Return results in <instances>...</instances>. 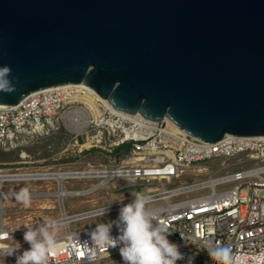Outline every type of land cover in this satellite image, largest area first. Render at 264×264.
<instances>
[{"label": "water", "instance_id": "95a60500", "mask_svg": "<svg viewBox=\"0 0 264 264\" xmlns=\"http://www.w3.org/2000/svg\"><path fill=\"white\" fill-rule=\"evenodd\" d=\"M2 65L0 104L83 82L205 142L264 134V0H0Z\"/></svg>", "mask_w": 264, "mask_h": 264}, {"label": "built area", "instance_id": "2783aa9c", "mask_svg": "<svg viewBox=\"0 0 264 264\" xmlns=\"http://www.w3.org/2000/svg\"><path fill=\"white\" fill-rule=\"evenodd\" d=\"M89 87L83 82L53 85L29 93L16 104H0V145L17 146L34 134L48 131L67 113L86 106L80 97L86 93L96 94V90ZM96 100L102 111V142L110 147L107 150L117 152L116 148L130 143L129 152H122L119 161L115 159L101 167L57 170L54 169L57 164L47 165L44 159L38 160L35 167H0V174L37 173L35 178L8 175L0 180V239L6 238V242L13 245L18 241L21 247L17 252H22L29 247L23 239L24 225L43 219L12 222L8 215L11 206L7 201L17 200L13 193L19 189L12 186L5 190L4 182L47 180L46 188L38 185L29 190L31 199L45 200L47 204L43 207L51 212L48 217L65 222L60 235H72L64 251L49 257V264H114V261L124 264L119 246L106 249L92 244L89 233L96 224L78 228H72L71 224L104 214L101 209L106 210L105 213L118 212L120 205L138 192L149 197L146 207L156 217L155 222L167 228L169 242L179 244L181 252L194 255V264H217L206 250L209 242L228 245L234 264H264V134L227 133L216 141L205 142L164 119L160 122L150 120L142 114L127 113ZM66 117L71 125L82 120L79 114L73 119L69 115ZM209 161L220 162L218 170L225 172L172 185L192 169H206L205 163ZM92 168L101 169L102 175L89 176L87 171ZM232 168L237 169L231 171ZM70 170L77 172L72 178L98 177L99 181L88 187L91 189L101 184L103 190L116 179L135 181L141 188L111 203L69 213L64 203L67 195L60 196L58 191L67 189L64 183L70 177L60 182L54 173ZM232 182L236 183L218 188ZM70 190L77 193L71 195L81 196L79 192L83 189ZM196 191L202 193L189 196ZM57 207L59 215L55 216L53 211ZM185 260H177L175 264H185ZM14 262L15 255L5 258V264Z\"/></svg>", "mask_w": 264, "mask_h": 264}, {"label": "rangeland", "instance_id": "374dc122", "mask_svg": "<svg viewBox=\"0 0 264 264\" xmlns=\"http://www.w3.org/2000/svg\"><path fill=\"white\" fill-rule=\"evenodd\" d=\"M101 110V109H100ZM102 112V111H101ZM65 118V119H64ZM60 119L59 123H55L48 131L43 134L36 135L23 141L17 146L5 147L0 145V167H7L17 169L18 167L30 166L35 167V163L44 159L47 165H55L54 169L69 170V169H83L89 166L101 167L102 164H111L112 162L120 160L123 157L122 152H110L106 143L102 142V121H97L92 114L91 122L82 130H75L68 127L67 117ZM27 160V162H24ZM38 163V162H37ZM220 162L209 161L205 163L206 169L197 170L192 169L185 173L179 179L172 182V185L181 183H190L196 180L207 178L210 173L219 175L225 170L219 172ZM246 166H249L247 164ZM25 168H22L24 170ZM237 168L230 169L231 171ZM198 171V173L196 172ZM99 181L98 177L91 178H68L64 183V187L69 189H78L89 187ZM47 180H17L5 181L4 189L10 190L12 186L16 189L27 187L28 190L35 188V186L47 187ZM236 182L227 185H219L221 187H230ZM54 187L56 184L53 182ZM132 180L116 179L113 180L105 189L100 188L97 192L89 195H67L64 203L69 213L89 209L101 204L111 203L113 200L121 199L129 194L136 192L141 187ZM202 191L189 193V196L200 194ZM175 200V199H174ZM11 206L8 215L9 219L14 223H25L27 221L36 220L37 218H45L51 213L44 204L46 201L40 199H31V203L25 206L18 200L8 202ZM55 216L59 215L58 207L53 211ZM118 212L113 211L80 221H75L71 224L72 228H78L86 225H94L102 223L108 219L115 218Z\"/></svg>", "mask_w": 264, "mask_h": 264}, {"label": "clouds", "instance_id": "9594fccd", "mask_svg": "<svg viewBox=\"0 0 264 264\" xmlns=\"http://www.w3.org/2000/svg\"><path fill=\"white\" fill-rule=\"evenodd\" d=\"M11 71L8 65L0 66V90L12 92L15 89V77L9 75ZM13 195L25 206L30 205L31 196L27 187ZM148 199L145 194L135 193L131 200L120 205L115 218L96 224L89 233L92 244L106 249L119 246L124 264H175L177 260H185V257V264H194V255L181 252L179 244L169 242L167 228L155 222L156 217L146 207ZM101 212L105 214L106 210L101 209ZM24 226L23 239L29 247L17 252L21 247L18 241L13 245L7 243L6 238L0 239V258H3L0 264H5V258L13 255L14 264H49V257L60 254L72 241V235H60L66 225L58 218L45 217ZM7 236H10L9 233ZM209 244L206 250L212 260L217 264H234L228 245ZM114 264L117 262L114 261Z\"/></svg>", "mask_w": 264, "mask_h": 264}, {"label": "bare ground", "instance_id": "6f19581e", "mask_svg": "<svg viewBox=\"0 0 264 264\" xmlns=\"http://www.w3.org/2000/svg\"><path fill=\"white\" fill-rule=\"evenodd\" d=\"M90 90H94L93 88L89 87ZM81 100L83 102L86 103V106H82V107H77L75 110L69 112L66 114V116L69 115V118L70 119H73V117L75 116V114H79V115H82V120L80 122H75L74 125H71L70 123H67L68 124V127H72L74 129H76L78 132L79 130H82V128L84 129L85 126H87V124L89 122H91V116L92 114L95 116V119L97 121H100L102 120V112L100 110V107H99V102H97L96 99H99L103 102H105L107 105L111 106L112 108H115L112 104L109 103V101L102 97L97 91H96V94H91V93H86L84 95H82L81 97ZM136 115H140V113H135ZM65 119V118H64ZM68 121V120H67ZM164 121L168 124H171L173 126H176L178 127L171 119L169 118H164ZM74 123V122H73ZM180 128V127H178ZM183 130V129H182ZM89 176H101L102 175V170L101 169H95V168H92V170H89L87 171ZM76 171L74 170H70V171H58L56 173H54V176L55 178H57L60 182L62 181L63 178H66V177H75L76 176ZM81 173V172H80ZM37 173H31V174H0V180L3 179L4 177L6 176H10V177H14V178H19V177H33L35 178L37 175ZM101 187V184L97 185L95 188H82L83 190H81L79 192V194H85V195H89V194H93L95 192H97L98 190ZM93 190V191H92ZM72 190H59L58 191V194L60 196H65V195H71V194H77L76 192H71Z\"/></svg>", "mask_w": 264, "mask_h": 264}, {"label": "trees", "instance_id": "16d2710c", "mask_svg": "<svg viewBox=\"0 0 264 264\" xmlns=\"http://www.w3.org/2000/svg\"><path fill=\"white\" fill-rule=\"evenodd\" d=\"M116 149L119 152H129V149H131V144L130 143H125V144H123L122 146H120V147H118Z\"/></svg>", "mask_w": 264, "mask_h": 264}]
</instances>
